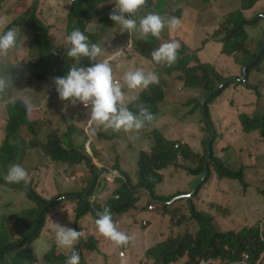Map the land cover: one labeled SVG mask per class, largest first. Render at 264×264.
Here are the masks:
<instances>
[{"label":"rangeland","instance_id":"obj_1","mask_svg":"<svg viewBox=\"0 0 264 264\" xmlns=\"http://www.w3.org/2000/svg\"><path fill=\"white\" fill-rule=\"evenodd\" d=\"M74 1L2 0L0 17L6 18L7 23L0 26V33L9 24L18 21L19 16L25 17L29 6L33 3L35 15L48 27L52 41L58 45H66L67 15ZM114 3L115 0H109L107 4L100 6L103 15L87 26L89 33L98 36L99 45L103 48V55L98 57V60L111 61L114 81L121 83L127 103L137 98L141 90L129 91L124 85L123 75L119 72L123 67L122 58L132 60L136 59V54H141V50L145 55L149 52L150 54L147 55L149 64L146 71L155 72L159 80L168 83V105L160 106L158 108L160 117L146 124L140 132L112 133L108 137L110 129L107 133H103L99 125L90 123L89 109H86L83 104L73 105L71 101L60 100L55 84L49 77L37 82L29 72L24 70L25 64L37 61V54L28 45L27 37L20 36L18 43L23 44V47L10 53L7 58L0 59V73L11 72L13 77V85L3 96H0V145L4 143L5 133L2 124L8 116V106L16 100H21L22 103L23 97L31 96L36 107L34 110L26 108L25 112L30 114L31 111V119L35 121L34 132L22 128L16 141L11 140L9 145L18 147L15 152L16 163L21 164L28 171V181L31 188L35 189V193L44 200L52 201L59 197L62 200H59L58 205H50L49 202L45 206V223L40 227L42 229L40 238L28 245L32 254L35 255H31L23 246L21 250L19 249V254L16 252L8 254L4 264H65L71 250L56 246L53 222L83 231L84 235L75 245V250L80 254V264H151L152 261L146 257V251L153 244L164 242L169 238H184L198 232V224L192 219V213L189 210V200L195 205L196 213L199 211L213 218V224L219 232L239 230L246 226L258 227L264 233V139L260 141L259 132L248 127L253 123L264 125V122H260L264 120V63H259V69L252 68L258 63L263 48L264 19L258 18L261 19L258 29L246 28L251 37V49L253 50L258 42H261L262 46L255 59L245 63L244 67L237 63L234 56L227 57L223 54L222 44L216 42L211 44V41L205 43L208 40L202 43L203 38H212L210 33L212 30L222 29L225 34L232 25L223 24L235 12L239 11L248 19L253 18L254 14L263 12L264 2L248 8L246 6L248 3L244 0H212L210 2L149 0L141 8H146L148 11L136 13L137 17H142L149 12L165 18L176 16L182 21L180 29L169 31L165 27L159 39L153 37L154 41L147 42L139 39L138 33L133 34L131 45L117 59H113L111 53L122 44L123 39L128 44L130 34L122 33L120 26L110 20L109 13L115 7ZM175 39L180 44L188 41L191 47L197 50H188V54L195 57L200 55L201 62L209 64L225 78L243 79L244 68L250 64L247 68L246 82H231L233 85L227 90L225 87L222 96L217 97L209 106L211 117L213 116L220 126V138L216 146L214 138L211 154L213 152L220 158L226 167L241 171L245 181L244 186L236 180L219 179L210 162L208 163L209 175L199 185L206 174V160L205 163L203 162L206 152L208 156L206 146L208 135L202 143L200 138L203 137L204 130L203 112L196 107L199 100L184 102L190 95L203 99V93L185 90L182 84L171 81L170 77L166 76L169 70L166 73L162 71V69H169V66L157 64L151 56L152 51L158 48L160 43ZM56 48L65 49L63 46ZM203 49L204 52L198 55L197 53ZM93 63L96 61H92L88 67ZM237 65L238 68H236ZM118 67H120L119 70ZM251 71L254 72L251 74ZM207 117L210 120L208 115ZM73 128L78 129L77 132H71ZM168 129L176 132L185 130L184 136L190 142L192 150L196 153L200 152V156L204 153L199 168L204 165L205 171L199 172V181L188 189L187 183L191 182L192 178L185 174L186 171L183 168L170 166L162 171L163 181L157 185L155 194L170 201L165 202L163 207L157 208L158 204L140 186L138 167L135 172L133 165L136 160L138 161L140 152L144 151L142 144L150 141L151 138L153 143L155 132L164 137ZM96 130L101 131L105 141L101 139L102 136H96ZM139 134L145 137L139 138ZM197 135L199 137L194 139L193 136ZM49 137L60 140L69 152L77 154L83 151L76 149L75 146H80L84 140L85 146L93 142L100 150L105 149L104 156L99 159L93 157L94 145L90 144L89 150H86L89 161L69 159L67 163L50 162L39 147L45 145ZM169 137H174L175 140H172L174 142L180 141L178 133L172 132ZM33 144L38 147L31 146ZM137 147H139V153H136ZM2 151L3 148L0 146V154ZM99 163L102 166L99 167ZM11 165L7 164L3 167V164H0V180H4L3 177ZM123 167L131 174L128 177L131 182L130 189L132 186L135 187L133 189L135 203L128 212L118 215L114 221L117 222L121 231L133 236V240L127 246H116L98 233L95 226V214L88 212L78 222L76 217L77 211L82 208V198L86 199L94 210H97V206L107 207V202L111 206L112 201L118 199V191L126 188L120 173ZM111 170H118L120 174L114 181H107L102 177L103 172ZM198 187L201 189L199 190ZM196 188L198 190L193 194ZM154 205L156 210L151 211L149 208ZM34 209V202L27 198L25 193L0 185V220H7L13 240L29 233V225L33 223L35 217ZM144 220H149L146 226L142 224ZM86 244L94 247L95 250L86 249ZM246 255L248 258L243 263ZM14 256L18 262L11 261ZM242 256L243 259L237 264H252L249 262V254L244 253ZM259 262L264 264V252ZM170 264H187V256ZM199 264L215 263L207 260Z\"/></svg>","mask_w":264,"mask_h":264},{"label":"trees","instance_id":"obj_2","mask_svg":"<svg viewBox=\"0 0 264 264\" xmlns=\"http://www.w3.org/2000/svg\"><path fill=\"white\" fill-rule=\"evenodd\" d=\"M1 1L2 0H0V8ZM148 1L149 0H146V2ZM203 1L210 2L212 0ZM108 2L109 0H75L74 3L71 4L67 15L65 36L67 37L73 30L78 28L89 37L90 42L99 44L100 42L98 41V36L89 33L87 26L103 15V11L100 6L107 4ZM244 2L248 3L246 5L248 8H252L255 4L258 2H264V0H244ZM145 11H148V9H140L138 12ZM262 14L264 13H260L259 15L248 19L245 16H242L239 11L235 12L231 18L226 19L223 24L232 25V27L227 30L225 34H223L222 29L217 30L213 35L212 40L222 44L223 54L225 56H234L237 63L243 65L244 67L245 63H249L255 59L262 46V43L258 42L256 49L252 50L250 48V41L246 28L257 26L259 21L264 19V15L262 16ZM258 18L261 19L259 20ZM11 27L19 29L18 39L20 36L25 35L28 39V45L36 51L37 61L35 63H28L24 65V70L29 72L35 81L39 82L45 77H49L52 81L55 77H64L70 70L71 65L76 64V61L66 57L65 51L68 47L67 44L58 45L52 41L48 27L44 25L42 20L40 21L35 15V5L33 3L29 6L25 17L19 16L18 21L9 24L2 30V32ZM154 40L155 39L150 36L146 42ZM174 41L177 40L175 39ZM180 45L181 47L178 50V58L175 63L169 66V69L167 70L162 69L164 73L169 70L166 76L170 77L171 81L176 84L181 82L187 90L200 91L203 93V97L205 98L217 90L225 82L232 79L219 75L212 66L201 62L198 57L188 54V50H191V47H188L185 44ZM61 46L65 49L56 48ZM149 54L150 53L148 52V55ZM91 62L92 61L88 58H82L80 66L86 68ZM122 62L123 67H118L120 70H124L128 65L127 62ZM259 63H264V54L259 58L258 63L252 66V68L259 69ZM173 75L176 76L172 77ZM167 85V82L159 80L158 83L150 85L147 90H142L139 99L134 100L128 105L129 109L133 112H137L138 109L136 105L142 104L148 107L156 118L159 114L158 108L160 104L163 102L164 98L167 97L165 96V93H167ZM232 85L233 83L226 85V90ZM223 90L214 94L206 102L205 107L206 113L216 130V140L214 139L215 146L220 138V126L215 122L213 116L211 117L209 106L216 100L217 97L222 96ZM203 99H198L196 96L191 95L188 102H197L199 100L196 107L202 111L201 103ZM20 101L16 100L12 105L8 106V116L2 124L5 137L4 143L0 145L3 148L2 154H0V164H3V167L7 166V164H14L17 161L15 158V152L18 150V147L12 144L9 145L10 141H16V137L21 133L22 128H26L29 132H34L33 127L35 121L31 119V111L30 114H27L25 112L26 107ZM260 122H264V120ZM203 127V141H205L208 135L206 139L207 146L211 137V132L204 116ZM248 127H251L253 131L259 132L260 141L261 139H264V125L253 123ZM77 130L78 129L73 128L71 129V132H77ZM82 135H84L83 132ZM85 142L86 141L84 140L80 146H75L76 149H81L83 151L81 154L69 152L65 147H63L60 140L52 139L51 137H49V140L45 145H40L39 147L45 154L47 160L50 162L67 163L69 159L89 161V157L86 154L88 143L85 146ZM90 144L95 146H93V157L99 159L101 156V150L95 143L92 142ZM68 145L70 144L68 143ZM31 146L38 147L34 144ZM203 156L204 153L201 156L200 154H195L188 145L185 147L183 144L176 147V143L174 141L165 139L160 133L155 132L154 142L150 153L146 151L140 152L138 161L136 160L135 162L134 171L136 172L138 167L140 186L148 194V196L158 204L157 208H161L165 202L170 201L166 198L156 196L155 194L157 185L163 181V175L161 172L168 169L170 166L183 168L186 171L185 174L192 178V181L188 182L189 184L187 183L188 189L192 186V184H196L199 181V172L202 171L204 173L205 171L204 165L202 168H199V163ZM206 157L207 152L203 163H205ZM210 158V164L215 169L219 179L227 178L236 180L244 186L243 183L245 181L243 180L241 171H234L226 167L222 160L216 157L213 152ZM121 173L124 178L126 188L125 190L121 189L118 191V199L112 201L111 206H109L108 202L106 204L107 207L111 209L114 220L118 215L128 212L135 203V200L133 199V189L135 187L132 186L130 189L131 182L128 177L131 176V174L129 173L127 175L124 170L121 171ZM29 182L30 181H28L27 185L23 182L20 184H8L4 180H0V185L7 189L18 190L25 193L27 198L32 200L35 204V209L33 210V215H35L34 221L29 225L30 231L27 235L23 234L18 239L13 240L7 220H0V264L5 263V258L8 254L12 252L19 254V249L23 246L31 255H35L32 254L28 245L34 242V240H38L40 238L42 232L40 227L45 223V206L49 202L50 205H58L59 200H62L60 197L55 198L52 201L42 199L35 193V189L31 188ZM200 189L201 187L199 190ZM82 202L83 204L81 210L77 211L76 222L86 216L88 212L95 214V219H97L96 213L102 212L105 207L97 206V210H94L86 199L82 198ZM155 208L156 206L154 205L149 209L152 211ZM189 210L192 213V219L198 224V232L195 235H187L184 238H169L164 242L160 241L161 243L156 242L153 244L152 247L146 251V257L152 261L151 264H170L178 261L184 256H187V264H199V262L207 260H212L215 264H237L243 259L242 254L244 253L249 254V262L252 264L259 262L260 256L264 252V233L260 230V228H249L244 226L239 230L219 232L213 224V218L199 211L196 213V207L190 200ZM144 221L146 226L149 220ZM86 249L95 250L94 247L87 244ZM56 255L58 256V254ZM15 257L16 256L12 257V262H18Z\"/></svg>","mask_w":264,"mask_h":264},{"label":"clouds","instance_id":"obj_3","mask_svg":"<svg viewBox=\"0 0 264 264\" xmlns=\"http://www.w3.org/2000/svg\"><path fill=\"white\" fill-rule=\"evenodd\" d=\"M145 3L146 0H115V7L109 13L110 20L120 26L121 32L130 34L127 47L131 45L133 34L138 33L139 38L144 40H147L149 36L159 39L165 27L169 31L178 30L181 27V18L176 16L165 18L149 12L142 17H137L135 14L139 13L138 11ZM6 23V18L0 17V26H4ZM19 31V29L11 27L0 33V58H7L10 53L23 47V44L18 43ZM65 43L68 45L65 51L66 57L76 61V64L71 65L66 76L55 77L53 80L60 100L71 101L73 105L83 104L86 109H89L90 123L103 126L105 130L111 129L114 132H139L146 124L155 120L150 109L142 104L136 105L137 112L129 109L121 83L114 81V69L111 61L109 59L98 60V57L103 55L101 45L90 42L89 37L78 28L66 37ZM180 47L178 41L161 43L158 48L152 51V60L157 64L171 66L178 58ZM124 52L123 47H117L111 53V57L117 59ZM82 58H88L96 63L87 68L81 67ZM122 79L129 91L147 90L150 85L159 81L155 72L145 71L142 68L125 72ZM12 85L11 72L0 73V96H3ZM22 103L29 110H34L36 107L31 96L23 97ZM175 142H177L176 147L184 144L181 141ZM89 146L90 143L87 145V151ZM120 173L118 170L104 171L102 177L106 179L105 175L109 174L111 178L106 180L114 181ZM3 179L8 184L23 182L27 185L29 173L21 164L14 163L9 167ZM96 216L95 226L102 237L110 240L116 246H127L132 242L133 236L119 229L110 208L104 207L102 212L96 213ZM53 225L56 246L71 250L65 264H80V254L75 250V245L84 235L83 231H77L75 228L60 223L53 222Z\"/></svg>","mask_w":264,"mask_h":264},{"label":"crops","instance_id":"obj_4","mask_svg":"<svg viewBox=\"0 0 264 264\" xmlns=\"http://www.w3.org/2000/svg\"><path fill=\"white\" fill-rule=\"evenodd\" d=\"M261 3H263V2H258L257 4H261ZM255 5H256V4H255ZM261 13H264V11L261 12ZM259 14H260V13H259ZM259 14H258V15H259ZM255 16H257V15L254 14L252 17H255ZM259 22H260V21H259ZM259 26H260V25L257 24V26H255V27H247V28H248V29H251V30H256V29L259 28ZM217 30H218V29H217ZM217 30H212V31H210L212 37H213V35L215 34V32H216ZM246 30H247V29H246ZM247 33H248V32H247ZM263 35H264V33H263ZM124 36H125V35H124ZM248 37H249V41H250V43H251V40H250L251 37L249 36V34H248ZM139 39H140V38H139ZM187 39H188V38H187ZM142 40H144V39H142ZM188 40H189V39H188ZM205 40H208V41L205 42ZM144 41L146 42V40H144ZM209 41H211V44H212L213 42H215V41L212 40V38H209V39H208V38H207V39H204V38H203L202 43H203V42L208 43ZM216 43H217V42H216ZM184 44L187 45L188 47H191V44H189L188 41H185ZM119 47H123L124 50H126V48H127V43H126V41H125L124 39H123V41H122V44H121ZM256 47H257V46H254L253 50L256 49ZM250 48H251V45H250ZM191 49H193L194 51H197L195 48H192V47H191ZM202 52H204V49L201 50V52L199 51L197 54L199 55V54H201ZM147 55H148V54L145 55L144 52L141 50V54H136V55H135V58H136L137 60L134 59V58H133L132 60H130V59H122V61L127 62L128 65H127V67H126L124 70H121V71H119V72H121L122 75H124L125 72H127V71H129V70H135V69H137V68H142V69H144V70L146 71V67H147L148 64H149V60H148V58H147V57H148ZM198 58L200 59V55H199ZM236 68H238V65L236 66ZM118 70H119V68H118ZM253 72H254V71H252L251 74H252ZM255 75H256V74H254V76H255ZM179 84L181 85L182 83L179 82ZM182 85H183V84H182ZM185 90H187V89H185ZM188 91H190V90H188ZM124 92H125V91H124ZM141 93H142V91L140 92V94H139V96H138L137 98L133 99V100L130 101V102H127V106H128L129 104H131V102H133L134 100L139 99ZM165 96H167V97L164 98V100H163V102L160 104V106L168 105V85H167V93H165ZM190 96H191V95H190ZM190 96H189V97H190ZM189 97L185 100L184 103H189V102H188ZM160 106H159V107H160ZM158 116H159V114H158ZM158 116H157L155 119H157V118L160 117V116H159V117H158ZM237 119H238V117H237ZM167 123H168V121H167ZM99 129H101L103 133H107V130H105V129L103 128V126H99ZM139 132H140V131H139ZM172 132H173V133H178V134L180 135V141L184 143L185 147H186V145H188V146L192 149V146H191L190 142L187 141L186 138H185V136H184V135H186V134H185V130H178V131L176 132L175 130L172 131V129H171V130L168 129V130L164 133V137H165L166 139L171 138V139H168V140H171V141H172V140H175V139H173L174 137H169V136L172 135ZM108 133H109V134H108V137H109V136H111L112 133H113V134H120V133H125V132H123V131H121V132H114V131H112V130L110 129ZM135 133H138V132H135ZM202 134H203V137L200 138V139H201V142H202L203 139H204V132H203ZM137 135H138V134H137ZM96 136H97V137L102 136L101 139L105 141V137L102 135V133H101L100 130H96ZM141 137H145V136L139 134V138H141ZM176 137H178V136H176ZM198 137H199V135H197V136H193L194 139H196V138H198ZM151 139H152V138H151ZM151 139H149L150 141H147V142H145V143L142 144V146H143V150L146 151V152H150L151 149H152V144H153V143H151ZM202 143H203V142H202ZM101 144H102V142H101ZM178 144H179V143H178ZM137 148H138V149H137V152H136V153H139V152H140L139 147H137ZM104 151H105V149H104V150H101V156H100V158H103V156H104ZM136 153H135V155H136ZM194 153L197 154V155L200 154V152H198V153L194 152ZM98 166L100 167V166H102V164L99 163ZM134 167H135V164L133 165V169H134ZM123 170H124L126 173H129V172L125 169V167H123Z\"/></svg>","mask_w":264,"mask_h":264},{"label":"water","instance_id":"obj_5","mask_svg":"<svg viewBox=\"0 0 264 264\" xmlns=\"http://www.w3.org/2000/svg\"><path fill=\"white\" fill-rule=\"evenodd\" d=\"M264 53V35H263V48H262V52L260 53V57L262 56V54ZM250 65V64H249ZM249 65H247L245 68H244V77L243 79H237V78H232L230 79L229 81L225 82L223 85H221L217 90H215L213 93L209 94L207 97H205L201 103V107H202V112H203V116L205 117V120L209 123V126H210V131H211V137H210V140L208 142V156H207V159H206V165H205V168H206V174H205V177L203 180H201L199 182V185L208 177L209 175V170H208V163L210 162L211 158V151H212V142L215 138V130H214V127L212 125V122L211 120L208 119L207 117V113H206V110H205V107H206V102L214 95V94H217L219 93L220 91H222L224 89V87L226 85H228L229 83L231 82H241V83H245L246 80H247V68L249 67ZM211 122V123H210ZM199 188V187H198ZM195 189V191L193 192V194H195L197 192V189Z\"/></svg>","mask_w":264,"mask_h":264},{"label":"built area","instance_id":"obj_6","mask_svg":"<svg viewBox=\"0 0 264 264\" xmlns=\"http://www.w3.org/2000/svg\"><path fill=\"white\" fill-rule=\"evenodd\" d=\"M105 177H106L107 180H110L111 175L107 174V175H105ZM143 224L145 225V222H143ZM247 258H248V255H246L245 259L243 260V263H245V260H246Z\"/></svg>","mask_w":264,"mask_h":264}]
</instances>
